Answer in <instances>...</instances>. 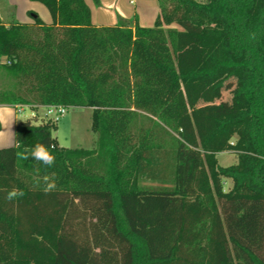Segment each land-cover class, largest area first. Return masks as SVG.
Listing matches in <instances>:
<instances>
[{
	"label": "trees",
	"instance_id": "1",
	"mask_svg": "<svg viewBox=\"0 0 264 264\" xmlns=\"http://www.w3.org/2000/svg\"><path fill=\"white\" fill-rule=\"evenodd\" d=\"M31 1L53 23L0 22V105L92 108L97 142L61 147L47 117L16 125L0 149V264H264V0H158L153 27ZM38 143L55 146L52 167L17 157ZM223 152L237 162L219 166ZM12 187L23 198L6 201Z\"/></svg>",
	"mask_w": 264,
	"mask_h": 264
},
{
	"label": "crops",
	"instance_id": "2",
	"mask_svg": "<svg viewBox=\"0 0 264 264\" xmlns=\"http://www.w3.org/2000/svg\"><path fill=\"white\" fill-rule=\"evenodd\" d=\"M91 10L92 22L95 26H116L121 22L141 27H153L159 14L158 0H85ZM36 13L47 25L53 18L42 4L31 0H0V22L9 25L13 22L31 24ZM5 62L0 58V63ZM0 149L15 145V127L21 122L13 106L0 105Z\"/></svg>",
	"mask_w": 264,
	"mask_h": 264
},
{
	"label": "rangeland",
	"instance_id": "3",
	"mask_svg": "<svg viewBox=\"0 0 264 264\" xmlns=\"http://www.w3.org/2000/svg\"><path fill=\"white\" fill-rule=\"evenodd\" d=\"M31 13L34 12L29 13V16L32 17ZM1 85L2 84L0 83V87ZM236 85L238 86V83L234 77L226 81L222 90V99L217 101V103L225 106L228 109H233L234 105H236L234 101V90ZM32 114L37 115L41 119L46 118L47 112L44 107H39L37 110L26 107L24 112L19 115V120L24 121L30 119ZM92 117V108L67 107L66 115L57 123V128L53 131V137L58 141L59 146L68 149L95 148L97 135L92 130ZM236 162L237 158L234 153L223 152L217 155V163L219 166L228 167L235 164ZM231 187L232 182L230 180H226L224 185L225 190L228 191L231 189Z\"/></svg>",
	"mask_w": 264,
	"mask_h": 264
},
{
	"label": "clouds",
	"instance_id": "4",
	"mask_svg": "<svg viewBox=\"0 0 264 264\" xmlns=\"http://www.w3.org/2000/svg\"><path fill=\"white\" fill-rule=\"evenodd\" d=\"M3 116H0V122L3 121ZM54 145L46 146L42 143L36 144L31 149L24 148L23 152H17L18 158L28 160L30 157L34 158L35 162L42 164L44 167H52L55 163L56 157L50 151V148H54ZM57 190V183L54 175L51 177H45L43 192L50 194ZM5 192L4 199L8 202H15L19 198H23L24 191L22 189L12 187L11 189H2Z\"/></svg>",
	"mask_w": 264,
	"mask_h": 264
},
{
	"label": "built area",
	"instance_id": "5",
	"mask_svg": "<svg viewBox=\"0 0 264 264\" xmlns=\"http://www.w3.org/2000/svg\"><path fill=\"white\" fill-rule=\"evenodd\" d=\"M5 62H6V60H5ZM7 63L10 64L9 61H7ZM0 64H2V63H0ZM26 107L27 106H15V109H16L18 115L22 114ZM44 108L46 109V112H47L46 117L49 119H52L55 122H59L62 118H64V116L67 113V107H65V106L51 105V106H46ZM34 116H35V114H32L31 118Z\"/></svg>",
	"mask_w": 264,
	"mask_h": 264
}]
</instances>
